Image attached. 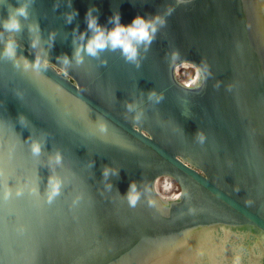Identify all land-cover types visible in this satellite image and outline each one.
<instances>
[{"label":"water","instance_id":"95a60500","mask_svg":"<svg viewBox=\"0 0 264 264\" xmlns=\"http://www.w3.org/2000/svg\"><path fill=\"white\" fill-rule=\"evenodd\" d=\"M89 9L173 11L137 66L77 63ZM0 264H264V0H0Z\"/></svg>","mask_w":264,"mask_h":264},{"label":"clouds","instance_id":"9594fccd","mask_svg":"<svg viewBox=\"0 0 264 264\" xmlns=\"http://www.w3.org/2000/svg\"><path fill=\"white\" fill-rule=\"evenodd\" d=\"M173 9H167L164 15L156 14L151 18H145L142 16H136L130 24H121L120 23V15L119 13L115 14L111 17V22L113 23V27L110 30H106L98 23V17L92 16V9H89L86 13V21L88 30L92 31V36L88 40L87 44L83 49L77 48L74 55L77 60V63L82 62V52H86L88 55L97 56L100 51L105 49H111L115 51L116 49L121 50V54L124 56L126 61L138 64V54L139 47L143 45L145 50L151 45L153 40L156 37V33L160 27L166 25V16L170 15ZM78 14V13H77ZM27 5H21L16 9V14H9L8 18L3 21L2 27L5 31L10 33H15L21 31V23L19 17L27 18ZM73 19V15L68 16V22L70 23ZM31 30V29H30ZM36 46V41H33L32 47ZM17 44L15 40H9L4 46L3 55L9 59L14 58L16 56ZM173 58H178V53H173ZM47 61H45V65H47ZM63 63H69L68 57L65 56L63 59ZM25 66H28V62L25 61ZM33 67H40V58L37 57ZM157 102L163 99V94L157 95L154 91L149 93V99H153ZM132 105H128V109L132 110ZM139 116L136 117L139 120ZM101 130H104V125H101ZM200 140H203V134H198ZM41 151V146L39 143H33L32 152L34 154H39ZM57 162L60 160L59 154L56 156ZM108 169L105 168L104 174L107 175ZM51 183V181H50ZM130 189L132 191L135 190V184L130 185ZM59 192V184H52V192L49 196L51 199L52 196L58 194ZM129 202L132 206H135L138 196L129 193ZM176 199H179L177 196Z\"/></svg>","mask_w":264,"mask_h":264},{"label":"bare ground","instance_id":"6f19581e","mask_svg":"<svg viewBox=\"0 0 264 264\" xmlns=\"http://www.w3.org/2000/svg\"><path fill=\"white\" fill-rule=\"evenodd\" d=\"M163 179L161 183H159V180L157 181V185H156V190L158 192V194L166 199V200H176V197H179V194H173V195H168V194H164L165 192H168L171 189V185L170 182L172 181L171 179H168L166 177L161 178ZM161 184V188L164 190L163 192H161V190H159L158 185Z\"/></svg>","mask_w":264,"mask_h":264},{"label":"rangeland","instance_id":"374dc122","mask_svg":"<svg viewBox=\"0 0 264 264\" xmlns=\"http://www.w3.org/2000/svg\"><path fill=\"white\" fill-rule=\"evenodd\" d=\"M163 179H159V183L162 182ZM171 189L168 192H165L164 194L173 195V194H179V189L178 187L174 184L173 181L170 182ZM159 190L163 192L164 190L161 188V184L158 185Z\"/></svg>","mask_w":264,"mask_h":264},{"label":"flooded vegetation","instance_id":"af4514ba","mask_svg":"<svg viewBox=\"0 0 264 264\" xmlns=\"http://www.w3.org/2000/svg\"><path fill=\"white\" fill-rule=\"evenodd\" d=\"M175 184V183H174ZM176 185V184H175ZM177 186V185H176ZM178 189H179V187H178Z\"/></svg>","mask_w":264,"mask_h":264}]
</instances>
